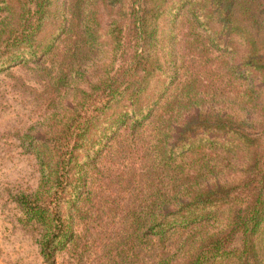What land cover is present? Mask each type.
<instances>
[{"label": "trees", "instance_id": "obj_1", "mask_svg": "<svg viewBox=\"0 0 264 264\" xmlns=\"http://www.w3.org/2000/svg\"><path fill=\"white\" fill-rule=\"evenodd\" d=\"M0 14V71L67 76L104 54L58 120L23 135L39 178L13 201L45 263L82 225L107 264H264V0H0Z\"/></svg>", "mask_w": 264, "mask_h": 264}, {"label": "rangeland", "instance_id": "obj_2", "mask_svg": "<svg viewBox=\"0 0 264 264\" xmlns=\"http://www.w3.org/2000/svg\"><path fill=\"white\" fill-rule=\"evenodd\" d=\"M103 55L100 47L83 56L82 66L67 76L51 62L46 70L27 63L0 71V264H47L36 243L37 228L22 223L23 214L13 201L16 194L33 190L39 178L37 161L25 150L23 135L52 126L72 101V86L95 79ZM79 232L75 246L56 254V264H107L101 237H90L82 225Z\"/></svg>", "mask_w": 264, "mask_h": 264}]
</instances>
